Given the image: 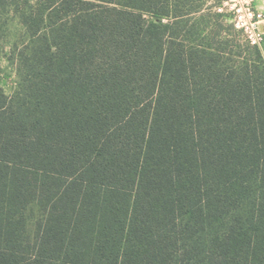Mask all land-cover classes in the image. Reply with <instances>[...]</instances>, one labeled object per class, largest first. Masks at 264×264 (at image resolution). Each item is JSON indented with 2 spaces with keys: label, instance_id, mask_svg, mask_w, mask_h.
<instances>
[{
  "label": "trees",
  "instance_id": "trees-1",
  "mask_svg": "<svg viewBox=\"0 0 264 264\" xmlns=\"http://www.w3.org/2000/svg\"><path fill=\"white\" fill-rule=\"evenodd\" d=\"M218 5L0 0V264H264V57Z\"/></svg>",
  "mask_w": 264,
  "mask_h": 264
},
{
  "label": "built area",
  "instance_id": "built-area-1",
  "mask_svg": "<svg viewBox=\"0 0 264 264\" xmlns=\"http://www.w3.org/2000/svg\"><path fill=\"white\" fill-rule=\"evenodd\" d=\"M217 1V12L227 15L229 22L242 33L245 41L261 50L264 44V0Z\"/></svg>",
  "mask_w": 264,
  "mask_h": 264
},
{
  "label": "rangeland",
  "instance_id": "rangeland-1",
  "mask_svg": "<svg viewBox=\"0 0 264 264\" xmlns=\"http://www.w3.org/2000/svg\"><path fill=\"white\" fill-rule=\"evenodd\" d=\"M217 1V0H215ZM259 4L260 1H259ZM262 8V6H260ZM10 22V21H9ZM230 23V22H229ZM24 38V31L17 21H11L7 26V32L2 40V48L0 50L1 66L3 69L2 87L7 95H12L17 88L18 73L14 61L9 60L11 56V49L14 44L20 43ZM243 43H247L244 36L240 34ZM264 57V44L260 50Z\"/></svg>",
  "mask_w": 264,
  "mask_h": 264
}]
</instances>
